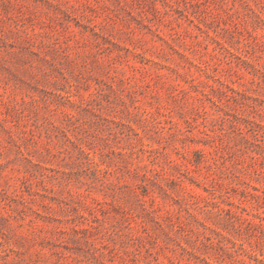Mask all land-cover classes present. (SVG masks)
Masks as SVG:
<instances>
[{"label":"rangeland","instance_id":"374dc122","mask_svg":"<svg viewBox=\"0 0 264 264\" xmlns=\"http://www.w3.org/2000/svg\"><path fill=\"white\" fill-rule=\"evenodd\" d=\"M0 264H264V0H0Z\"/></svg>","mask_w":264,"mask_h":264}]
</instances>
